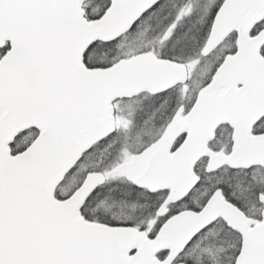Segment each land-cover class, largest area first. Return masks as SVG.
<instances>
[{"label":"snow or ice","instance_id":"snow-or-ice-1","mask_svg":"<svg viewBox=\"0 0 264 264\" xmlns=\"http://www.w3.org/2000/svg\"><path fill=\"white\" fill-rule=\"evenodd\" d=\"M0 264H264V0H0Z\"/></svg>","mask_w":264,"mask_h":264}]
</instances>
